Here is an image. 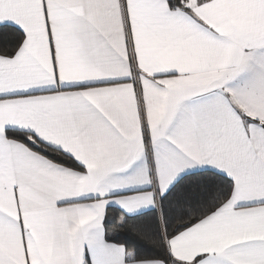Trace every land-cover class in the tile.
Masks as SVG:
<instances>
[{
	"label": "snow or ice",
	"instance_id": "snow-or-ice-1",
	"mask_svg": "<svg viewBox=\"0 0 264 264\" xmlns=\"http://www.w3.org/2000/svg\"><path fill=\"white\" fill-rule=\"evenodd\" d=\"M0 264H264V0H0Z\"/></svg>",
	"mask_w": 264,
	"mask_h": 264
},
{
	"label": "trees",
	"instance_id": "trees-1",
	"mask_svg": "<svg viewBox=\"0 0 264 264\" xmlns=\"http://www.w3.org/2000/svg\"><path fill=\"white\" fill-rule=\"evenodd\" d=\"M0 39H3V37H0Z\"/></svg>",
	"mask_w": 264,
	"mask_h": 264
}]
</instances>
